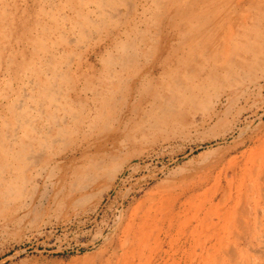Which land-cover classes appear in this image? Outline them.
<instances>
[{"label":"rangeland","instance_id":"rangeland-1","mask_svg":"<svg viewBox=\"0 0 264 264\" xmlns=\"http://www.w3.org/2000/svg\"><path fill=\"white\" fill-rule=\"evenodd\" d=\"M221 1L108 0L104 12L90 0H0V135L15 133L23 110L30 124L19 135L39 122L45 127L54 109L62 120L66 93L78 117L67 116L68 133L45 151L57 159L58 185L36 178L23 195L0 199V264H248L243 234L264 237V0L240 10L238 0L237 8ZM252 11L261 21L244 40L259 42L240 58L245 68L232 82L200 92L194 106L159 103L153 115L114 119L100 132L110 96L125 92L129 109L148 108L152 98L139 105L126 95L137 76L151 87L163 76L155 67L184 63L199 37L210 45L212 33L242 22L245 29ZM195 70L202 87L206 76ZM46 84L51 97L39 94ZM222 92L231 93L229 105ZM104 144L117 156L114 174L73 185L80 165L96 162ZM218 186L229 198L211 203ZM253 248L264 254L262 245Z\"/></svg>","mask_w":264,"mask_h":264},{"label":"bare ground","instance_id":"bare-ground-1","mask_svg":"<svg viewBox=\"0 0 264 264\" xmlns=\"http://www.w3.org/2000/svg\"><path fill=\"white\" fill-rule=\"evenodd\" d=\"M109 1L119 4V0H109ZM228 1H231L233 8H237L236 5L238 4L239 10L246 7V5L249 2L248 0H238V3L235 4L236 2L235 0H222L218 6L220 7L221 5L225 4ZM90 3L97 6V8L100 11L102 10L105 12L110 9V7L108 6L109 3L108 0H90ZM156 4H157L156 6H159V0H157ZM251 4L252 5L251 7L249 6V8H252L254 11L258 10L259 6H256L255 2H251ZM261 8L262 10H264V6H262ZM87 16H89V14H87ZM254 17L255 16L253 15V11H252L249 14L248 18L245 20L249 22L245 29L244 27H242L243 24L242 22L241 25H235L237 27L235 30H232V26H229L228 28H226V31L222 32L220 35H218L217 32L212 33V37H211L212 43L210 45L205 44L204 41L205 37L204 38L199 37L201 43H199L197 46H194L191 53L188 52L187 56L189 57L187 60H184L185 61L184 63H178L176 66H172L164 70L158 67H155L153 69V71L160 70L163 76L160 79L153 77V79L151 80L152 83L151 87L149 84L144 82L145 79L143 76L141 75L137 76L132 81L133 83L127 87L126 90L128 91L126 95L127 97H129V99H132L135 96L134 99L137 100V104L139 103L145 104L146 97L152 98L153 100L150 102V106L148 108H146L145 105V107L141 108L140 111H138L137 108L129 109L128 105L125 102H123V100H125L126 98L123 95L125 94V92L118 96H110L107 100L108 101L112 100L113 108L111 107L110 109H106L102 111V113L100 114L101 115V121L99 122L101 125L100 132L106 131L109 121L114 119L116 120L117 123L120 124L125 119L129 120L131 119L132 116L139 115L138 114L139 112H141L142 118H146L147 115L150 114L153 115L156 111L159 112L160 110L159 103H163L166 107H171L175 103H177L181 108L189 105L194 106L197 102V99L200 97V92L204 94L207 91L211 89H215L219 86L224 87V85L227 82H232L234 78L239 73L242 72L243 68H245V65H242L243 60L241 61L240 58H244L245 57L244 55L247 52L252 51L254 47L253 43L255 42V40L258 41V38L255 40H252V38H250L252 37L251 34H255L254 31L257 30V27L259 26L261 21V20H256V18ZM231 23H235V21L232 20ZM248 32H251V34H249L250 39L248 41H245L244 37L245 35H248ZM196 52H200V53H196ZM236 55L238 59L233 60L234 56ZM191 56L193 57L190 58ZM154 60H156L155 57ZM114 63H115L114 61L108 62V64L110 65L111 64L113 65ZM50 65L51 64L49 62L46 65V68L48 71L53 73L54 71L50 69ZM197 67L202 69L203 75L206 76V78H204L205 81L203 82L202 87L201 84H199V82L194 83V80L201 79V74H200L201 71L195 70ZM184 69L186 70L183 71ZM174 76L176 77L174 78L175 83H173V79H171ZM70 79L71 77H69L68 80ZM191 82L194 83V86H189ZM159 83H161L160 87H159ZM232 87H236V85H232ZM51 88H52L51 86L46 84L45 86H43L42 89H40L39 94L44 95L45 97H51L49 94L55 92V90ZM154 92L164 95H170V97L165 98L162 96L161 97L156 96L154 98L152 97ZM223 93L225 94L226 92H222V94L220 95V99H222ZM226 95L227 98L225 99V101L227 103H225V105H229L232 96L231 93L230 94L226 93ZM116 97H118L117 99L118 101L115 103ZM64 99H65L64 109L66 115L62 120H59L57 118L56 115L57 110L54 109L53 110L54 112L48 116V120L46 121L45 127L39 129V127L42 126L41 124H43L42 122H39L38 125H35V127L31 129V133H25L19 135L17 133V130L19 131L23 130L25 127H28L30 124V122H28L30 118L26 115L25 111L23 110L18 114V116H16V120H15L16 123L14 125L15 133H13L12 135L9 134L0 135V199H5V198L7 199L13 196L23 195L24 194L23 192H25L27 188L31 187L34 184H38V182H36L35 180L36 178L40 179L39 184H43L44 186L58 185V182L56 181V175H54L53 173L57 169V166L55 165L57 159H55L54 155L52 154L46 155L45 151L50 149V147L53 146V144L59 140L58 137L62 135H66L68 133L69 121L67 119V116L72 118L74 121L75 119L78 118L77 116L70 115L71 110H69V106H68L70 95L68 93L65 94ZM52 104L53 102L51 103V105ZM115 107L116 109L118 108V110L120 111L117 112ZM109 126L111 125L109 124ZM104 145L105 146L102 150V155L101 156L99 155L100 157H97L96 162L93 163L91 162L90 164L82 163L80 165V168L78 169L76 175L75 176L73 175L74 176L73 185L75 186L78 185L79 181L86 180L87 182V179H89L92 183L96 184V182H98L100 177H103L105 175L104 173L107 174L106 175L107 177L114 174L113 172L110 171V168L114 163V161H116L117 156L112 155V153L109 154L108 150L110 147L107 148L106 147L107 145L106 144ZM110 146L115 147V143L111 142ZM81 154L82 153L80 151V155ZM88 154L90 155V152H88ZM96 154L98 153L95 152L92 154V156H98ZM87 157L88 156L85 155L84 152L83 158L87 159ZM223 157L225 156L220 157L210 170L214 169L217 165L224 162L225 158ZM258 163L260 164V162ZM202 177L203 175L199 174L197 179H200ZM86 182L85 184H83V187L86 186ZM192 183L193 182L191 181V187L188 188L189 190H192V188L194 187ZM221 189L222 188L218 186L216 192L213 193L212 195L213 198L210 201L211 203L215 200L217 196H219L220 202H224L227 200V198H229L228 191ZM75 193H77V191H75ZM205 220L206 219L202 220L203 223H205ZM242 225L246 229L244 223ZM189 226H190V221L188 220L186 223V228H189ZM196 230L197 228L194 229L192 233H196L195 232ZM189 233H191V231ZM257 233L258 232L253 231L245 235L243 234L242 237L244 241L243 243L246 245L245 248H248V249L243 248L244 249L243 255L244 254L246 255L245 257L248 264H251V261L253 260L252 257H254V259L259 258L261 259V261L262 260L264 261V254H262L263 251H261L260 248H253L254 243L260 244L264 248V237L261 238L260 236H258ZM247 250L249 252L245 253ZM238 263L244 264V261H239Z\"/></svg>","mask_w":264,"mask_h":264}]
</instances>
